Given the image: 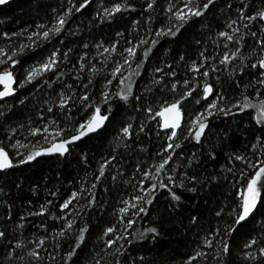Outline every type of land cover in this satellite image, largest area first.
I'll return each instance as SVG.
<instances>
[{"label": "trees", "instance_id": "obj_1", "mask_svg": "<svg viewBox=\"0 0 264 264\" xmlns=\"http://www.w3.org/2000/svg\"><path fill=\"white\" fill-rule=\"evenodd\" d=\"M123 2L124 0H93L91 6L82 13H74L59 38L50 43L40 41L35 50L27 51L26 55L20 58L21 63L15 69L18 80H23L29 66L44 60L53 50L59 49V52L63 53L71 48L69 60H64L61 56L58 65L60 71L64 73L61 80L68 84L74 83L73 78L76 75L78 63L83 62L88 67L95 64L97 68H103L101 61L105 57L109 58L108 68L95 77L90 89L98 94L103 88L104 78L112 64L116 60H122L121 53L127 55L124 49L130 45L126 43V40L131 41L133 45L140 38L151 41L155 35L154 32L149 35V29H158L161 27V22L167 23L166 17L170 4L182 7V0H156L154 8L145 12L148 0H128L131 8L122 14H116L112 21L100 23L98 19H93L97 10L102 12L103 7L111 8L113 3ZM249 2L250 0H216L215 7L207 13L205 18L194 19L178 37H165L160 39L154 47L149 43L138 49L141 53L138 57L140 68L133 63L131 69L138 73L133 77L134 93L150 96L155 111H159L160 105L165 101L171 103L180 98L187 90L183 84L185 79L197 89L192 97L183 102L181 109L182 128L185 135L190 119L203 111V106L208 102L202 99V87L205 82L213 84L217 94H225L233 98V102L241 99V93L244 92L242 85L250 79L249 75H244L239 80L241 87L237 88L224 71L211 73L209 77H202L199 73L191 71V67L195 61L197 64L206 63V66L216 64L223 68V65H219V58L227 50L224 45L228 42L219 37L218 32H230L231 30L226 27L228 21L237 18L242 3L247 5ZM229 5H231L230 8ZM67 7L68 0H14L0 7V47L7 50L9 45L30 43L27 37L32 32L39 31L36 28L37 24H44L46 28L55 24L53 17L56 13L52 9L62 11ZM246 10L251 12L254 8ZM149 15L153 19L150 23H146ZM134 21L138 23L134 24ZM236 27H241V25L238 23ZM259 27L257 23L253 30ZM241 30L243 31L242 28ZM4 32L22 33V35L5 40L2 35ZM72 32H77L79 35L73 36ZM117 32L123 35L117 36ZM60 40H63L64 44H61ZM84 42L89 44L87 49L82 46ZM117 42V49L114 53H103V48L97 49L96 47L100 43L104 47H109ZM248 43L253 44L254 41L249 39ZM229 47L231 48L232 45L229 44ZM145 48H151L147 59L142 57ZM85 53H87L85 60L80 61V57ZM201 53L215 59L210 58L204 62ZM181 56L184 57L183 60H180ZM169 64L172 65L177 75L174 78L166 77L165 83H168L170 87L172 82H178L175 92L167 88L160 91L159 88L163 87V83L160 86L152 85L153 78L160 76V73L154 71L155 68L160 67L167 71ZM203 70L205 69L202 68L201 71ZM83 75H90L87 67ZM125 75H128L127 71ZM44 78L47 79V75ZM52 79L56 80V77L53 76ZM84 82L87 83L86 80ZM59 83L60 81H57V84ZM76 87L78 91H83L79 88V82H76ZM111 87L112 91L117 90L115 81ZM146 87L153 88V92L147 93ZM17 88L16 96L25 100L23 105L18 103L16 97L0 104V112L8 116L7 120L0 117V125H2L0 126V142L16 163L14 169L0 173V187L7 193L6 196L0 195V219L5 216V210L10 206L16 224L23 227H17L16 224L8 225V239L0 242V264H32L27 257V248L16 250V255L9 259L8 245L9 243L14 245L17 239H20L28 245V248H32L35 247L34 241L45 237L47 238L45 249L39 250L43 257L40 264H72V262L62 260V256L69 249V243L57 236L65 219H72L76 225L89 229L85 245L80 250L78 258H74L75 264H95V260L100 259L101 256L103 257L101 264H115V257L106 253L114 251L118 245H113L112 249H106L104 240L107 237L103 236V230L108 226L123 229L124 225L118 224V217L124 215L119 212V209L125 206L121 202L130 200L139 191L134 187L140 179V173L135 171L136 165L140 164L144 169H148L150 165L159 160L156 153L165 143L163 137L166 135V132L161 131L159 127V117L148 120L147 114L138 112L132 104L124 105L123 102L114 99L115 112L106 130L72 145L71 155L41 156L27 164H19L16 151L24 153L26 149L23 147L16 149L12 145L19 140L21 144L31 147L36 145L38 139L37 147L44 144L39 137H32L28 129L47 125L55 118L44 112L48 106L44 103L45 99H55V97L54 95L46 96V93H50V89L42 84L36 87L26 85L24 88H19L17 85ZM40 88H43V91ZM57 90L59 91V88ZM249 92H252L251 88L244 94L247 95ZM196 99H201V103L196 104ZM212 99H215V96H209L208 100ZM233 112L234 114L230 116L212 118L211 130L202 143H196L191 139L187 141L181 139L183 155L188 157L195 153L198 164L193 168H179L177 172L195 173L201 180L209 176H217L218 179L202 187L197 184L198 191L194 193L186 189H175L177 194L181 195L179 203L171 200L167 189L157 190L154 203L147 206L148 214L136 218L134 228L129 230L131 234H125L131 243L124 240L119 242L124 245L127 264H188L189 257L195 256L197 251H203L206 256L198 257L192 261V264H220L217 259L218 245L214 244L213 248H207L204 245L206 236L216 241L224 239L229 242L231 255L227 264H245L241 259V249L249 234L253 237H260L261 216L259 213L254 221L250 220L231 237L223 236L222 233L218 237L210 236V230L223 229L227 224H231L232 221L227 211L223 219L216 217L215 211L220 207L227 209L228 206H234L233 200L239 199V191L242 190L239 181L234 180L227 171V168L233 167L228 156L232 153H241L249 156V159L264 160V156H259V154L252 157L250 151V142H255V137L261 135L259 126L254 125L252 120L254 113L250 115L248 111L241 113L235 109ZM41 115H44L45 119L42 120ZM61 119H63L62 115ZM74 119L79 120L80 114L75 115ZM122 122L133 125V139L136 143L132 146L134 150L131 152L125 151L123 141L119 136ZM142 123L145 124V132L140 133L138 128ZM64 126L70 128L71 124ZM9 127L16 128V132L8 131ZM157 132L161 133V138L156 136ZM10 136L11 139H9ZM213 150L215 159H208V153ZM111 155H115L116 160L112 161L110 167L105 168V176L97 181L95 177L99 175L100 164L105 159H111ZM235 164L237 167H243L239 162ZM172 167H176V164L173 163ZM114 176L116 179H113ZM225 176L227 180L223 179ZM177 182H179L178 176ZM93 183L96 184L95 188L91 186ZM81 190H83L82 194L77 200L65 212H61L59 205L69 199L73 192H81ZM92 197L95 198V203L88 205V200ZM48 201L52 203L48 204ZM41 205L47 207L45 215H35L40 211ZM260 211L264 212V208ZM77 212L80 214L75 215ZM60 216L64 219L57 218ZM193 217L198 219L193 222ZM152 226L157 227L158 234H146L144 239L136 238L139 232ZM75 234H78V230L74 227L73 235ZM54 237L60 239L62 250L53 251L56 242ZM260 239L264 243V237ZM49 254L55 255L54 261L49 259ZM19 256H24V259H19Z\"/></svg>", "mask_w": 264, "mask_h": 264}, {"label": "snow or ice", "instance_id": "obj_2", "mask_svg": "<svg viewBox=\"0 0 264 264\" xmlns=\"http://www.w3.org/2000/svg\"><path fill=\"white\" fill-rule=\"evenodd\" d=\"M7 0H0V4H5ZM93 0H68V7L62 11L52 9L56 16L53 17L55 24L46 28L44 24H37L36 28L39 31L32 32L28 37L30 43H21L17 46L9 45L8 49L0 47V101L5 100L8 97H16L19 104L23 105L25 100L19 99L16 96L19 88H24L26 85H43L50 89V93H46V96H53L55 99H45L44 103L48 105L44 112L55 117L47 125L31 127L28 129L29 134L32 137H39L44 141L43 145H39V139L36 145L29 147L28 145L21 144L19 140L16 141L13 148L18 149L23 147L26 149L24 153L16 151V155L19 156V164H27L29 162L37 160L41 156L58 155L64 157L71 155V146L78 141H82L85 137H90L92 134H99L106 130V126L111 122V117L115 112L113 107V100L116 99L119 102H123L124 105L132 104L133 108L138 112L147 114L148 120H154L156 117H160L158 121L159 127L166 131V135L163 137L165 143L161 146V150L156 153L159 160L149 166L148 169H144L140 164L136 165L135 171L140 173V179L134 185L138 188V192L134 194L130 200L122 201L124 207L119 209L121 215L118 217V224H123L124 227L121 230L117 226H108L103 230V236L107 237L104 240V246L106 249H112L113 245H118L114 251L106 253L115 257V264H127V256L124 250V245L120 244L121 240L127 243V235L131 234L130 229L134 228L136 224V218H140L148 214V207L154 203L156 198V192L159 189H167L171 200L179 203L181 201V195L177 194L175 189H186L188 192L198 191L197 184L201 187L206 183H211L218 179L217 176H209L204 180H201L197 174L189 173L187 171L177 172L179 168H193L198 164V158L195 153L185 157L183 155V145L180 142L181 139L194 140L196 143H202L203 139L207 138V133L211 130V119L217 116H230L233 115V110L244 113L246 111L252 115L254 125L259 126L261 135L255 137V142H250V151L252 157L264 156V0H250L245 5L241 4L240 11L237 13L236 19H230L226 25L231 31H219L218 36L222 37L228 43H225L224 48L227 49L219 58V65H223V68L216 64L207 65L206 63L197 64L195 61L192 63L191 71L199 73L202 77H209L211 73L226 72L229 79L235 87L240 88L241 84L239 80L244 75H249L250 79L242 87L244 92L241 93V99L234 100L225 94H217L213 84L205 82L202 87V99L208 101L203 106V111L198 112L194 118L190 119L184 134L182 128V106L183 102L189 97H192L196 93L197 89L193 88L189 80L185 79L183 84L187 89L179 99L173 100L171 103L165 101L160 105L159 111H155L152 107V99L148 95L135 94L133 77L138 75L137 72L132 71V64L135 63L137 68H140L138 57L141 53L138 49L146 44L155 46L159 43V40L165 37L176 38L191 25L194 19H203L207 13L215 7L216 0H182V7L175 4H170L167 14V23L161 22V27L158 29H149L148 34L151 35L154 32L155 38L148 41L147 39L140 38L136 44H132L131 41H127L130 46L124 49L127 53L125 56L121 53L122 60H116L107 75L104 78L103 88L97 92L91 91V86L94 83L95 77L108 68V57H105L101 63L103 68H97L95 64L88 67L85 63H78L73 84H68L61 80L64 75L60 71L58 65L60 63V57L64 60H69V53L72 49L69 48L67 52L60 53L59 49L53 50L50 55L44 60L31 65L24 74L23 80H18L15 75V69L18 64L21 63V57L26 55L27 51H33L39 46V42H51L54 39L59 38L66 25L69 24V20L74 13H82L89 8ZM156 0H148L145 12L154 8ZM255 6V7H254ZM231 5H229V8ZM131 8V4L128 0H124L123 3H113L111 8L103 7L102 12L97 10L93 19H98L100 23L110 22L114 19L116 14H122ZM254 8L249 12L246 9ZM152 17L149 15L148 21H152ZM138 23L137 21L133 22ZM241 27H236L237 24ZM259 23L260 27L257 30H253L256 24ZM243 29V31L241 30ZM27 31V30H25ZM3 37L5 40H10L11 37L22 35V33L13 32L9 34L4 32ZM71 35L78 36L77 32H72ZM117 36H122L123 33L117 32ZM251 39L253 44H249ZM64 44L63 40L59 41ZM117 43L111 44L109 47H104L102 43L97 44V49L103 48V53H114L117 49ZM229 44L232 47H229ZM83 48L87 49L89 44L83 43ZM151 48H145L142 57L144 59L149 58ZM101 53V55H103ZM204 62H207L211 57L205 56L204 53L200 54ZM87 53L80 57V61H84ZM184 57L181 56L180 60ZM215 59V58H211ZM235 65V67H233ZM75 67V66H74ZM88 69L89 76H84L85 69ZM205 69L201 71V69ZM167 71L160 67L155 68L156 73H160L159 78H153L152 85L160 86L163 83V87L159 88L163 91L167 88L171 92L177 90L178 82H172L170 87L168 83H165L166 77H176V72L173 70L172 65H167ZM128 75H125V72ZM50 74V75H48ZM47 75V79L44 77ZM56 77L53 80L52 77ZM87 81L85 83L84 81ZM57 81H60L57 84ZM115 81L117 90L112 91V85ZM76 82H79V88L83 91H78ZM53 85H57L54 87ZM59 88V91L57 90ZM251 88L252 92L247 95L244 93ZM43 91V88H40ZM147 93H152L153 88L146 87ZM223 92V89H222ZM209 96H215V99L208 100ZM227 101V103L225 102ZM196 104L201 103V99L195 100ZM154 113V114H153ZM80 114V119L75 120V115ZM61 115L63 119H61ZM0 117L4 120L8 119L5 113L0 112ZM41 119H45L44 115H41ZM65 124H71V127H65ZM2 126V125H0ZM22 127V126H21ZM133 125L131 123L124 124L119 132L120 139L123 141V147L125 151L131 152L134 150L132 147L136 140L133 139ZM177 130H180L179 132ZM11 133L16 132V128H8ZM138 132H145V124H141L138 128ZM71 133V134H68ZM156 136L161 138V133L157 132ZM11 139V136L9 137ZM180 150L179 152L177 150ZM247 150V149H246ZM179 158L178 160L176 158ZM208 159H215V152L210 151L207 156ZM116 160L115 155H111V159H105L98 169L99 175L95 177L99 181L105 176V168L110 167L112 161ZM228 160L233 164V167L227 168V171L233 176L234 180L239 181V186L242 188L239 191V199L233 200L234 206L220 207L215 211V216L223 219L224 214L227 211V215L231 218V224H227L223 229L215 228L210 230V236L218 237L223 236L231 237L235 234L239 228L244 227L250 220H255L257 214L261 216L259 221L260 237H264V212L260 209L264 208V160L249 159V156L241 153H232L228 156ZM235 162H239L243 167H237ZM175 163L176 167H172ZM16 167V163L6 150V147L0 142V173H6ZM177 174V175H174ZM177 176L179 182H177ZM113 179H116L114 176ZM224 180L228 178L223 177ZM130 183V182H129ZM192 186L189 187L188 185ZM92 188L96 187L93 183ZM236 185L234 184V187ZM18 187V185H17ZM81 192H73L69 199L64 200L59 205L61 212H65L74 201L77 200ZM0 195H7L4 189L0 187ZM55 195V193H52ZM7 203V202H6ZM52 201H48L51 204ZM95 203V198L92 197L88 200V205ZM47 211L46 205L40 206V211L35 215L44 216ZM32 213H30L31 215ZM77 212L75 215H79ZM58 219H64L63 216L57 217ZM198 218L193 217V222ZM9 224H16L13 218L10 206L5 210V216L0 219V242L8 239L9 236ZM17 227H23L16 224ZM43 227V225H41ZM74 227L78 230V234L73 235ZM89 229L84 226L76 225V222L72 219H65L64 225L61 227L57 236L69 243V249L62 256V260L65 262H72L75 264V259L78 258L80 250L86 243V234ZM146 234L156 235L158 229L155 226L145 228L143 232H139L136 235L137 239H144ZM260 237H253L249 234V237L245 239L243 248L241 249V259L245 264H264V243ZM46 237L39 238L34 241L35 247L28 248V245L23 240L17 239L16 243L12 245L9 243L8 258L11 259L16 255V250L27 248V257L32 264H40L43 257L41 256L40 249H45ZM56 249L62 250V244L60 239L53 238ZM214 244H217V259L220 264H227L231 255V246L227 240L220 239L216 241L210 239L208 236L204 239V245L211 249ZM255 248V251L253 249ZM99 255V254H98ZM206 253L203 251H197L195 256H190L188 264H192V261L198 257H204ZM19 259L23 260L24 256H19ZM55 255L49 254L50 260H55ZM100 259L95 260V264H101ZM143 259V258H141Z\"/></svg>", "mask_w": 264, "mask_h": 264}, {"label": "water", "instance_id": "obj_3", "mask_svg": "<svg viewBox=\"0 0 264 264\" xmlns=\"http://www.w3.org/2000/svg\"><path fill=\"white\" fill-rule=\"evenodd\" d=\"M12 1H14V0H7V2H6L5 4H0V7H3V6H5V5L11 3ZM10 98H12V97H8V98H6L5 100L0 101V104L3 103V102H5V101H7V100H9ZM182 117H183V115H182ZM159 120H161L160 117H159ZM182 122H183V118H182ZM161 131L166 132L165 130H162V129H161ZM177 131H178V130H177ZM92 135H93V134H92ZM85 138H86V137H85ZM78 142H79V141H78ZM78 142H76V143H78ZM76 143H75V144H76ZM73 145H74V144H73ZM45 156H47V155H45ZM52 156H55V155H52Z\"/></svg>", "mask_w": 264, "mask_h": 264}]
</instances>
